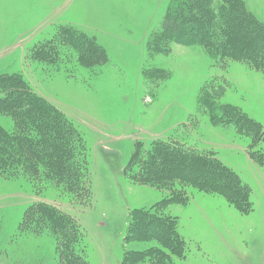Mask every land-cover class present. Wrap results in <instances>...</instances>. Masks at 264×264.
Returning a JSON list of instances; mask_svg holds the SVG:
<instances>
[{
    "label": "rangeland",
    "instance_id": "374dc122",
    "mask_svg": "<svg viewBox=\"0 0 264 264\" xmlns=\"http://www.w3.org/2000/svg\"><path fill=\"white\" fill-rule=\"evenodd\" d=\"M171 1L0 0V96L3 80L21 79L65 115L83 138L92 193L91 205L80 207L50 185L39 193L24 178L0 177V264H61L53 239L19 231L35 202L77 221L86 264H125L126 252L161 249L126 239L130 213L168 195L135 184L128 173L136 147L147 152L155 141L219 162L235 174L251 208L243 212L224 195L189 185L184 203L163 210L184 241L185 256L171 257L173 264H264V59H213L199 46L164 43ZM242 6L264 26V0ZM76 35L98 53L71 49L68 38ZM202 94L211 110L201 105ZM230 108L248 122L223 119L220 112ZM0 127L14 129L3 115ZM142 261L128 264H151Z\"/></svg>",
    "mask_w": 264,
    "mask_h": 264
},
{
    "label": "trees",
    "instance_id": "16d2710c",
    "mask_svg": "<svg viewBox=\"0 0 264 264\" xmlns=\"http://www.w3.org/2000/svg\"><path fill=\"white\" fill-rule=\"evenodd\" d=\"M165 21L166 34L161 39L166 44L199 46L213 59L251 62L264 59V26L245 12L242 0H172ZM68 39L76 52L98 53L93 43L81 44V36ZM100 53L95 58L102 61L105 56ZM2 83H7V87L0 96V115L9 117L14 129L8 133L0 127V177L24 178L39 193L50 185L68 194L72 204L90 206L86 148L80 133L61 111L27 89L21 79L7 78ZM208 99L204 94L201 105L211 110L213 103L209 104ZM211 114L215 122L217 118ZM220 114L223 119L229 118V122H248L244 115L237 118L233 108ZM188 153L163 141L151 143L147 152L136 147L128 164L131 181L163 189L168 195L149 210L130 213L126 239L154 241L161 249L126 252L125 264L142 261L141 258L150 260L151 264H173L171 257L185 256L177 220L165 216L163 210L172 201L181 205L189 185L224 195L228 203L243 212L251 210L248 194L233 172L216 160ZM19 231L38 237L46 234L53 239L61 264H86L78 252L77 221L50 204H31L23 214Z\"/></svg>",
    "mask_w": 264,
    "mask_h": 264
}]
</instances>
